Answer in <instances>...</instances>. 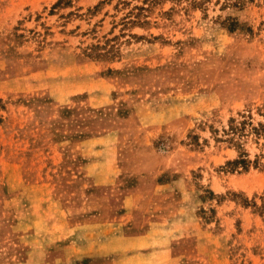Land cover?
<instances>
[{
    "label": "rangeland",
    "instance_id": "1",
    "mask_svg": "<svg viewBox=\"0 0 264 264\" xmlns=\"http://www.w3.org/2000/svg\"><path fill=\"white\" fill-rule=\"evenodd\" d=\"M195 1L0 0V264H62L51 223L101 195L117 217L134 191L152 202L136 226L163 216L165 264H264V170L230 171L216 142L264 121V0L232 11L243 35L214 24L226 0Z\"/></svg>",
    "mask_w": 264,
    "mask_h": 264
},
{
    "label": "crops",
    "instance_id": "2",
    "mask_svg": "<svg viewBox=\"0 0 264 264\" xmlns=\"http://www.w3.org/2000/svg\"><path fill=\"white\" fill-rule=\"evenodd\" d=\"M107 162L95 161L87 163L85 170L94 178H101V166ZM112 173L102 175L107 180L104 184L113 185ZM101 181V180H100ZM177 181L168 184L156 185L152 191L159 196L158 190L174 189ZM102 184V183H101ZM122 200L123 211L117 216L109 215L108 198L102 195L95 198L97 206L83 215H77L76 223L64 219H56L51 223L50 234L44 239L46 249L59 251L62 264H165L167 263V241L164 235L167 232L160 230L163 225L162 215L155 209L148 224L136 226L138 212L152 203L149 194L134 191L129 192ZM158 197H154V200ZM144 201V204H143ZM157 204V203H156ZM82 209V208H81ZM80 209V210H81ZM63 213H65L63 211ZM87 213V214H85ZM81 216V217H80ZM66 217V215H65ZM167 218V217H166ZM134 222V223H133ZM174 239L170 238L169 244ZM51 252V253H53ZM82 260H87L82 262ZM57 264V263H56Z\"/></svg>",
    "mask_w": 264,
    "mask_h": 264
},
{
    "label": "trees",
    "instance_id": "3",
    "mask_svg": "<svg viewBox=\"0 0 264 264\" xmlns=\"http://www.w3.org/2000/svg\"><path fill=\"white\" fill-rule=\"evenodd\" d=\"M176 1L179 2L182 0ZM247 1L248 0L224 1L221 10L223 12L229 11V13L225 14L224 17L219 16L215 20L214 24L217 25L221 30L226 31L229 34H252V30L248 24H246L244 21H241L237 17L232 16V11L235 13L236 10H243V7ZM191 5L193 7H197L201 4L196 3L195 0H191ZM87 57L91 56L88 55ZM239 116V120L230 119L228 121L227 128L222 130V136L220 138H217L216 140V142H225L229 146L234 147L238 152L237 158L233 161L228 162L227 167L230 169V171H233L236 168H241L243 171H247L251 166L264 170V154L256 155L255 159L251 161L240 143L242 139L247 138L248 136H253L256 139V142L260 139H264V121L254 124L251 114H240ZM247 203V200H245L244 205H247Z\"/></svg>",
    "mask_w": 264,
    "mask_h": 264
}]
</instances>
